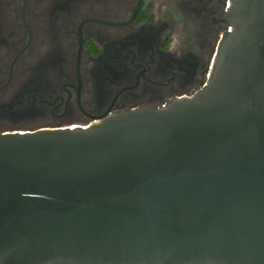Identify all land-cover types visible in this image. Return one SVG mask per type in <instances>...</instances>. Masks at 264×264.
Wrapping results in <instances>:
<instances>
[{
	"label": "water",
	"instance_id": "obj_1",
	"mask_svg": "<svg viewBox=\"0 0 264 264\" xmlns=\"http://www.w3.org/2000/svg\"><path fill=\"white\" fill-rule=\"evenodd\" d=\"M227 2L191 96L0 131V264H264V0Z\"/></svg>",
	"mask_w": 264,
	"mask_h": 264
},
{
	"label": "flooded vegetation",
	"instance_id": "obj_2",
	"mask_svg": "<svg viewBox=\"0 0 264 264\" xmlns=\"http://www.w3.org/2000/svg\"><path fill=\"white\" fill-rule=\"evenodd\" d=\"M227 0H0V131L85 127L206 82Z\"/></svg>",
	"mask_w": 264,
	"mask_h": 264
}]
</instances>
